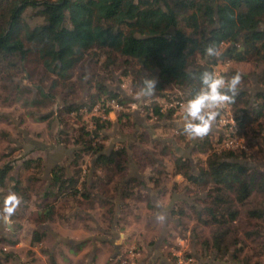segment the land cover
<instances>
[{"label": "trees", "instance_id": "1", "mask_svg": "<svg viewBox=\"0 0 264 264\" xmlns=\"http://www.w3.org/2000/svg\"><path fill=\"white\" fill-rule=\"evenodd\" d=\"M28 9L34 10L43 19L42 24L31 27L25 21L23 14ZM87 40L93 46V56L97 59L104 57L101 66L104 71L109 70L110 73L120 60L124 66L121 74L131 77L130 87L134 94L140 91L146 79H152L155 81L151 93L153 98L168 97V87H174L182 96L192 98L203 87V73L212 72L222 59L234 63L262 64L263 69L256 79L258 85L264 88V0H0V81L12 82L17 74H22L30 83L35 82L37 97L31 100L32 106L48 107L47 102L51 103L56 97V88L70 82L74 70L83 61V56L71 54L70 48ZM222 44H227V47L220 51ZM210 46L214 49L212 54L206 51ZM40 71L46 77L42 78ZM236 71L230 68L223 76L227 79ZM241 76V84L230 106L237 125L236 133L243 139L244 135L264 132L260 122L264 117V91L251 96L247 87L250 76L245 73ZM48 81L46 89L44 83ZM93 88L95 91L90 95L89 108L96 103L114 100L123 109L124 104L133 100L110 90L101 81H97ZM83 107V104L62 101L66 114L79 117L78 112ZM145 108L149 118L166 121V124L182 132V140H186V136L196 140L197 137H189L184 132L183 120L178 123L173 121L175 117L182 119L183 112H161L156 103ZM129 117L128 113L121 112L117 123L127 128ZM93 120L92 131L81 127L77 135L60 141L64 146L70 143L75 150L68 167L62 163L51 169L50 187L55 189V193L49 190L46 194H53L55 200L59 197L72 200L82 197L90 201L91 190L96 188L97 180L98 184L100 182L97 188L103 186L102 180L107 181L105 193L109 191L108 182L115 176L119 183L114 190L120 199L130 196L131 191L127 188L132 183L145 186L150 181L154 187L158 186L159 176L149 175L143 181L128 179L119 187L127 167L128 149L121 143L104 154L103 139L106 136L101 132L111 128L113 123L101 117H94ZM141 136L138 134L137 139ZM226 139L223 132L214 129L200 137L194 149L200 153L209 150L210 153L199 176L190 174L191 163L182 157L176 158L173 168V175H180L194 185L209 187L208 206L196 213L202 223L216 226L212 245L218 256H226L236 245L230 233V225L235 221V205H243L252 192L264 194V173L258 166L244 164L246 153L243 148L218 150ZM85 156L93 157L89 167V173L92 165L94 167L90 178L83 169ZM33 164L38 170L44 166L42 159L37 158L25 160L22 167L27 170ZM12 168L10 162L0 167V196L7 187ZM68 170H71L70 175ZM101 170L106 173L99 177L97 172ZM109 171L114 173V177L106 176ZM12 181L14 183L8 187L9 191L15 192L25 203L28 190L22 189L19 179L12 178ZM1 202L3 199L0 197V205ZM149 205L151 208L152 204ZM70 208L72 204L64 207L63 211L67 213ZM54 209L48 203L43 205L35 221L38 224L51 222ZM171 215H183V210L174 207ZM248 215L264 221V209H252ZM113 216L110 211L111 224L114 223ZM46 234V230L35 229L30 247H38ZM0 241L7 242L3 237ZM233 257L237 259L236 255ZM9 258L10 255H7L5 261Z\"/></svg>", "mask_w": 264, "mask_h": 264}, {"label": "rangeland", "instance_id": "2", "mask_svg": "<svg viewBox=\"0 0 264 264\" xmlns=\"http://www.w3.org/2000/svg\"><path fill=\"white\" fill-rule=\"evenodd\" d=\"M23 17L31 27L43 22V19L31 9H28ZM225 47L227 44H222L219 48L220 51H223ZM70 53L81 54L83 61L74 70L70 82L60 84L56 88V97L51 103L47 102L48 107L32 106L31 100L37 97L35 82L30 83L22 74H17L12 82L0 81V167L6 162H10L13 167L9 172L7 187L0 197L4 201V197L10 193L8 187L14 183L12 178L19 179L22 189L28 190L27 201L25 203L20 202L8 218L10 223L14 225V231H6L7 242L0 241V264H119L127 251L133 248L139 252L138 261L143 262L142 264H218L221 262L264 264V221L252 219L248 215L252 209H264V194L252 192L243 205H235V221L230 225V233L231 238L236 240V245L231 247L226 256H218L212 245L216 226L202 223L196 213L197 210L201 211L208 206L211 195L209 187L194 185L187 182L183 177L180 178L179 182H175L176 176L173 175L174 161L176 158L182 157L191 163L190 174L199 176L200 172L205 169V160L210 151L206 150V152L200 153L194 149L200 138L196 142L187 136L186 140H182L184 139L182 132H178L172 125L166 124L167 122L163 120L159 121L155 117H148L145 106L141 105L144 101H142L144 95L134 94L130 87L131 77L121 74L124 66L119 59L116 65L111 68L110 73L109 70L104 71L101 67L104 57L101 56L97 59L96 56H93L94 49L89 40L73 45L70 48ZM218 63L222 64L226 70L233 68L248 74L250 76V81L247 83L248 92L251 96L257 94L259 85L256 78L263 69L262 64L234 63L226 59L219 60ZM40 73L42 75L41 71ZM44 77L46 75H42V78ZM97 81L104 82L110 90L133 99L131 103L124 104L122 110L113 112L114 115L111 118L114 123L113 126L101 132V135L106 136L103 139L104 150L110 144L118 147V144L122 143L127 147L129 154L124 177L128 175L132 165L140 173L149 172L154 177L159 176V185L154 188L157 189L154 198L150 193L141 191L137 183H132L127 188L131 191L130 196L120 199L114 190L119 179L114 177L112 171L106 174L108 178H112V175L114 177L108 182L109 193L106 194L107 196L102 197L103 191L107 189L104 186L107 181L102 180L101 183L104 187L97 188L100 185L97 180L96 188L91 190V200L87 201L85 205L86 208L94 212L100 224L99 229L88 218L75 220L73 226L77 227L78 224L81 226V223L86 222L81 227L86 233L94 232L104 237L107 236L108 239H112L114 242L116 240L120 245L115 253L114 245L107 242L108 240L105 243L100 241L86 242V252L77 258L69 249V245L58 240L55 236L60 235L57 231L61 230L66 221L67 213L63 209L66 207L67 198L65 197L64 201L63 197H60L61 200L55 205L52 204L55 201L53 194L45 199L39 198L48 183L47 180L42 181L44 166L42 170L35 168L34 164L27 170L22 167L25 160H34L43 153L36 150L24 153L23 150L17 148L15 142L25 144V140L31 139L41 145L45 143L57 145L58 141L77 135L78 129L81 127L92 131L93 118L99 117V115L92 116L91 113L97 103L91 108L88 105ZM44 85L47 89L49 81ZM166 91L173 93L172 96L180 94L174 87H168ZM147 99L161 100L163 98L149 97ZM62 101L83 104L85 107L78 112L79 117L75 114H66L62 109ZM121 112L130 115V124L127 128H123L119 122L117 123V117ZM134 112H137L139 122L138 117L142 119L143 128L140 129L141 131L138 130V127L136 128L137 125L134 123ZM109 114H107V118ZM181 120V118L176 117L173 119L175 123ZM121 122L124 123L123 120ZM260 122L264 130V117L260 119ZM254 129L259 131L256 126ZM120 134H126L130 139L125 137L122 140ZM138 134H142L140 139H137ZM262 137H264L263 131L244 135L241 145L246 153L244 164L258 166L259 170L264 173ZM66 147L71 148L70 143H67ZM240 148L239 144L234 149L225 150ZM222 149L218 148V150ZM92 159L91 156L84 157L83 169L86 171V175L89 173ZM69 172L71 173V170ZM99 172L97 174L99 177L106 173L103 170ZM50 180L51 178L49 183H51ZM161 184L164 185L163 188L160 187ZM48 188L52 193H55L54 188ZM180 195L189 200L184 198L177 200L181 197ZM175 197L177 198L175 199ZM118 198L122 202L121 205H119V200H116ZM108 199L111 200L108 201L109 204L105 203V200ZM115 201L119 202H117L118 205ZM47 203L55 207L53 219L47 224H38L35 221L36 215L34 213ZM149 204H152L151 208ZM0 206L3 207V202ZM117 206L119 207L117 208ZM174 207L182 209L183 215L172 216L171 211ZM109 209L114 213V223L112 224L109 223ZM0 215L4 216L2 208ZM35 229L38 231L46 230L47 232L43 242L38 246L37 252L30 247L31 235ZM125 233L129 234L128 238L122 240L118 237V234ZM81 237L84 236L81 235ZM19 244L21 245L19 246ZM156 249L159 250L157 257L154 256ZM68 254L70 256H67ZM7 255H10V258L5 261ZM233 255L237 256L236 260ZM51 259H53V263Z\"/></svg>", "mask_w": 264, "mask_h": 264}, {"label": "crops", "instance_id": "3", "mask_svg": "<svg viewBox=\"0 0 264 264\" xmlns=\"http://www.w3.org/2000/svg\"><path fill=\"white\" fill-rule=\"evenodd\" d=\"M166 94L171 95L173 93L166 91ZM114 113L110 112V114L108 116V120H110V121L112 120L111 118L113 117ZM138 118L140 119V122L137 119V112H134V119H135L134 123H135V125H137L136 128L138 127V130H140L141 128H143V126L141 125L142 119L140 117H138ZM111 122L113 123V121H111ZM136 133H137V130H136ZM125 137L130 139V137H128L126 134H122V135L120 134V139L123 140ZM30 141H31V139H27L26 143L22 145L24 148H26L24 150V153H26V151H30V150H36V151H40L43 153L42 155H38L35 159H37V158H41V159L43 158L44 159V160L42 159L43 163H44V175L42 177V181L47 180L48 183L45 186V188H44V190L41 193L39 198L45 199V198L49 197V195L46 193L49 191L48 187H50L49 186V184H50L49 183V179H50L49 177H50L51 169L54 166H57V165L62 164V163L63 164L65 163L68 167L69 161H70L68 154H70V150L64 149V147L61 144L54 145L52 143H45V144L41 145L35 140L32 141V142H34L33 144ZM129 141H130V143H132L131 140H129ZM112 148H114V145L110 144V146L108 148H106L104 151L107 153ZM83 173H84V171H83ZM90 173H89V178L91 177ZM99 173L100 172H97V174H99ZM67 174L70 175L69 170H68ZM149 175H150L149 172L144 173V174L140 173L137 168H134V166L131 165V170L128 173V175L124 177L123 181L121 182L120 188L122 187L123 182H125L128 179H137L139 181H143ZM180 178H181V176H176L175 182H179ZM163 186H164L163 184L160 185L161 188H163ZM139 188L141 191H146V192L150 193L152 197H154V194L157 191V189H154L155 187L151 182H147L145 186H139ZM107 193H109V192L102 193L103 194L102 197L107 196L106 195ZM180 196L181 197H179L177 200H180L181 198L182 199L184 198L185 200H189L185 197H182V195H180ZM99 197H101V196L99 195ZM154 198H153V200H154ZM60 200L61 199L59 197L58 199L53 201L52 204L55 205ZM116 200H119V202H120L119 198ZM64 201H65V199H64ZM107 201L110 202L111 200L108 199ZM86 202L87 201L85 199H83L82 197H77L75 200L67 199L66 206L67 205L69 206L70 204H72V208H70L68 210L67 215H66V221L63 224L64 226H62L61 230L57 231V232H59L60 235H55L56 238L58 240L66 242L69 245V249L74 253L73 255H76L77 258L81 254H84L86 252L85 251L86 250L85 247L87 245L86 242L88 243V242H92V241H94V242L100 241L101 243H105L108 240L107 242H110L111 244L114 245L115 253H116V250H118V247L120 245V243H118L116 240L114 242L112 239H108L107 236L104 237V236H101L98 233H94V232L93 233H86L84 228H81L85 225L86 222H84V224L81 223V226H80V224H78L77 227L73 226V222L75 220H79V219L81 220V219L88 218V220L91 219L90 221H92L93 224L95 225V227L97 229H99L100 224L98 223V221L94 215V212L91 209L86 208V205H85ZM115 202L117 204L118 201H115ZM121 203L122 202H120L119 205H121ZM118 207L119 206H117V208ZM37 214H38V211H35L34 215L37 216ZM87 224H88V222H87ZM13 226L14 225H12L10 223L9 219L5 220L4 216L0 215V237H3L5 240H7L6 231H8V230L14 231ZM91 231H93V230H91ZM84 234H86V235H84ZM81 235H83L84 237H81ZM128 236H129V234H126V233L125 234H118V237L121 238L122 240L128 238ZM114 237H115V235H114ZM20 245L21 244H19V246ZM37 249H38V247H34V250L36 252H37ZM158 255H159V250L156 249L154 256L157 257ZM0 256H1V254H0ZM67 256H70V254H68ZM154 260H156V258H154ZM141 263H143V262H141Z\"/></svg>", "mask_w": 264, "mask_h": 264}, {"label": "clouds", "instance_id": "4", "mask_svg": "<svg viewBox=\"0 0 264 264\" xmlns=\"http://www.w3.org/2000/svg\"><path fill=\"white\" fill-rule=\"evenodd\" d=\"M206 51L209 54L214 53L211 46ZM241 80L242 76L239 71L227 79L218 72L205 71L202 75L203 87L195 96L183 104L184 132L189 137L205 136L213 127L220 110L234 101ZM154 84V80L146 79L144 86L137 95L151 94L154 90ZM20 202L21 197L15 192H10L4 197L2 211L5 220H8Z\"/></svg>", "mask_w": 264, "mask_h": 264}, {"label": "built area", "instance_id": "5", "mask_svg": "<svg viewBox=\"0 0 264 264\" xmlns=\"http://www.w3.org/2000/svg\"><path fill=\"white\" fill-rule=\"evenodd\" d=\"M226 71V68L223 67L222 64L218 63L212 68V72H218L223 75ZM190 98L184 97L181 94L177 96L168 95V97L163 98L161 100L153 99V100H144L141 105L147 107L151 103H156L161 112L173 111L174 114L183 112V104ZM108 113H106V111ZM122 110V106L117 104L114 100L105 101V103H97L96 106L92 109V116L99 115L102 120L108 119L107 114L110 112L120 111ZM90 111V110H88ZM211 129L223 132L227 139L222 142L220 148L223 149H234L239 146L242 147L241 141L242 138H239L237 135V125L235 122V118L231 109V106L228 105L220 110V113ZM139 252L136 248L130 249L127 251L125 257L120 260V264H139L138 261Z\"/></svg>", "mask_w": 264, "mask_h": 264}, {"label": "flooded vegetation", "instance_id": "6", "mask_svg": "<svg viewBox=\"0 0 264 264\" xmlns=\"http://www.w3.org/2000/svg\"><path fill=\"white\" fill-rule=\"evenodd\" d=\"M259 92V91H258ZM257 92V93H258ZM25 141H27V140H25ZM33 140H31L30 142L33 144L34 142H32ZM15 144H16V146H17V148L19 149V150H25L26 148H24L22 145L24 144H20V143H18V141H16L15 142ZM57 144H61L59 141H58V143ZM62 145V144H61ZM63 147H64V149H66V150H71V149H73V147H71V148H68V147H66V146H64V145H62ZM72 153V154H71ZM70 154H68V157H69V160H71V157H72V155H73V152H71ZM106 153V152H105ZM108 153V152H107ZM70 162V161H69Z\"/></svg>", "mask_w": 264, "mask_h": 264}, {"label": "water", "instance_id": "7", "mask_svg": "<svg viewBox=\"0 0 264 264\" xmlns=\"http://www.w3.org/2000/svg\"><path fill=\"white\" fill-rule=\"evenodd\" d=\"M259 91H264V88H261V87L259 86ZM149 97H152V94L144 95V96L142 97V101H143V100H146V99L149 98ZM198 138H200V137H197L196 140H197ZM196 140H195V142H196ZM74 150H75L74 148L71 149V150H70V153L73 152ZM103 153L105 154V151H104ZM71 154H72V153H71ZM93 162H94V161H93ZM93 168H94V167H93V165H92L91 173H90L91 175H90V176H92V174H93ZM176 198H177V197H175V199H176Z\"/></svg>", "mask_w": 264, "mask_h": 264}]
</instances>
